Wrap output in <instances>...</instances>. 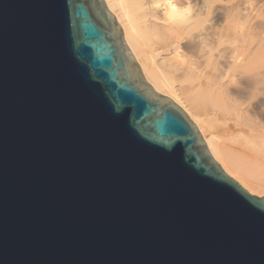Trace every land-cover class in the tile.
Listing matches in <instances>:
<instances>
[{"label":"water","instance_id":"95a60500","mask_svg":"<svg viewBox=\"0 0 264 264\" xmlns=\"http://www.w3.org/2000/svg\"><path fill=\"white\" fill-rule=\"evenodd\" d=\"M122 37L95 0H0V264H264V196Z\"/></svg>","mask_w":264,"mask_h":264},{"label":"bare ground","instance_id":"6f19581e","mask_svg":"<svg viewBox=\"0 0 264 264\" xmlns=\"http://www.w3.org/2000/svg\"><path fill=\"white\" fill-rule=\"evenodd\" d=\"M101 1L121 23L130 61L158 92L188 110L221 168L264 196V95L253 99L250 92L253 77L264 75V28L256 11L245 8L251 0L245 6L241 0L236 6L230 0ZM189 2L191 15L183 11ZM205 3L214 5L210 24L197 16ZM217 35L238 43L220 47ZM202 36L211 37L210 47H202Z\"/></svg>","mask_w":264,"mask_h":264},{"label":"clouds","instance_id":"9594fccd","mask_svg":"<svg viewBox=\"0 0 264 264\" xmlns=\"http://www.w3.org/2000/svg\"><path fill=\"white\" fill-rule=\"evenodd\" d=\"M159 7V5H157ZM172 7L173 11L179 10L175 5H170ZM214 5H210L205 3L204 6L201 8L200 12L197 13V16L199 19L203 20L205 24L211 23V16H212V8ZM194 10V7L191 2H189L183 9L188 15H191L192 11ZM236 12H239V9L236 10ZM228 15H234L235 13H227ZM255 14V13H254ZM257 19L264 18L259 14H256ZM254 22V21H253ZM215 32H219V29H213ZM202 47H210L208 44V41L211 39V37L208 36H202L201 38ZM216 39L220 40V47H223L225 43H230L232 47H236L237 41H228L226 38H221L219 35L216 36ZM219 50L218 48L216 49ZM220 59H224L223 54L221 55ZM230 70V69H229ZM247 75V74H244ZM255 83L254 86L250 89V92L252 93V98L255 99L257 95H264V91H261L262 88H264V75H261L259 77H253ZM233 83L235 84L236 81L234 80Z\"/></svg>","mask_w":264,"mask_h":264},{"label":"rangeland","instance_id":"374dc122","mask_svg":"<svg viewBox=\"0 0 264 264\" xmlns=\"http://www.w3.org/2000/svg\"><path fill=\"white\" fill-rule=\"evenodd\" d=\"M231 2H233V3H230V6H236L239 2H240V0H238V1H234V0H230ZM248 1H250V0H248ZM247 0H241V2H243V6H245L246 4H245V2L247 3L248 2ZM220 2H218L217 4V6H219V5H221V3L219 4ZM95 5H96V8L101 12V14L103 15V16H105L106 18H108V11L105 9V7L103 6V4H102V1L101 0H95ZM249 6H250V9L252 10H254V11H256V12H258V14L259 15H261L262 17H264V0H251L250 1V4H249V2L247 3V6H245V8H248L249 9ZM253 6V7H252ZM255 6V7H254ZM239 7H241L242 8V6H239ZM261 7V8H260ZM255 8H258V9H255ZM259 10V11H258ZM253 11V12H254ZM256 12H254L255 14H257ZM259 12H261V13H259ZM261 23H260V26L262 27V28H264V26H263V24H264V18H261ZM259 20H258V23L260 22ZM121 45H122V47H123V52H124V55L127 57V59H128V61L130 62V63H133V65L135 66V67H137L139 70H140V74L142 75V77L144 78V80H145V82L152 88V89H154V90H156L148 81H147V79L145 78V76H144V74H143V72H142V70L140 69V65L137 63V62H131L130 61V59H129V57H128V47H127V45H126V43L124 42V40H123V37H122V39H121ZM157 91V90H156ZM164 94V93H163ZM166 95V94H165ZM169 96V95H168ZM174 100V99H173ZM175 101V103L178 105V107L182 110V112L186 115V117H187V119L190 121V122H193V123H195V125H196V127H197V129H198V132L200 133V135L202 136V139L205 141V139H204V136H203V134H202V132L200 131V128H199V126H198V124L196 123V121H195V119L191 116V114L188 112V110L181 104V103H179V102H177L176 100H174ZM258 111H260V110H258Z\"/></svg>","mask_w":264,"mask_h":264}]
</instances>
